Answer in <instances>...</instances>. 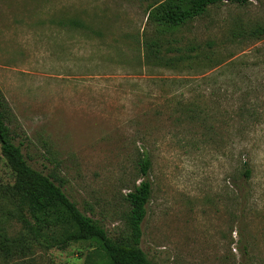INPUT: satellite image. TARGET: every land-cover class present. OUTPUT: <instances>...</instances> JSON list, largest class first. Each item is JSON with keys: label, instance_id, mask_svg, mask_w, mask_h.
Instances as JSON below:
<instances>
[{"label": "rangeland", "instance_id": "obj_1", "mask_svg": "<svg viewBox=\"0 0 264 264\" xmlns=\"http://www.w3.org/2000/svg\"><path fill=\"white\" fill-rule=\"evenodd\" d=\"M151 3L0 0V89L17 144L114 239L147 153L140 247L152 264H264V113L242 134L233 114L243 97L263 104L264 36L250 33L264 28V0L220 3L173 29L149 18ZM241 154L253 173L234 182ZM14 182L0 146V234L11 238L23 232L6 214ZM98 246L15 249L0 264H85Z\"/></svg>", "mask_w": 264, "mask_h": 264}, {"label": "trees", "instance_id": "obj_2", "mask_svg": "<svg viewBox=\"0 0 264 264\" xmlns=\"http://www.w3.org/2000/svg\"><path fill=\"white\" fill-rule=\"evenodd\" d=\"M249 2L250 0H153L149 5V18L159 27L173 29L186 26L205 15L211 6L220 3L246 6ZM241 35L244 36L245 33ZM250 36L262 40L264 28L257 27ZM256 51L261 52L260 49ZM260 62L264 65V57ZM230 64L226 63L221 68ZM260 102L263 104L256 105L243 97L242 102L235 106L233 114L239 127H242L238 131L240 134L253 120L261 118L264 113V98ZM13 122V112L0 89L1 152L15 176L14 184L3 190L6 200L13 207L6 214L10 213L23 227L22 234L16 238H11L6 233L0 234V254L9 257L15 249L31 250L38 245L48 249L65 248L69 243L90 240L99 245V252L90 253L85 264H152L140 247L143 238L141 226L147 216V207L153 193V184L147 178L152 168L149 155L146 153L140 158L138 165L141 182L135 184L126 197L129 205L127 232L114 239L98 221L84 214L68 197L59 178L47 175L28 163L22 145L17 144L11 129ZM239 161L240 168L235 170L233 181H249L253 173L251 159H244L241 154ZM97 254L100 255V262L93 260Z\"/></svg>", "mask_w": 264, "mask_h": 264}]
</instances>
